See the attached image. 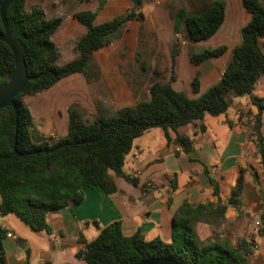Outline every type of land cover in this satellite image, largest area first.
<instances>
[{"label":"crops","instance_id":"1","mask_svg":"<svg viewBox=\"0 0 264 264\" xmlns=\"http://www.w3.org/2000/svg\"><path fill=\"white\" fill-rule=\"evenodd\" d=\"M185 1V6L174 11L170 22L164 18L168 14L157 7V0H142L136 16L111 36L104 47L92 53L82 71L23 99L31 116L32 140L53 143L64 137L72 110L87 125L97 116H114L123 107L147 101L149 87L156 81L168 82L171 74L175 78L172 87L190 91L192 97L184 92L189 98H196L217 83L232 49L241 43L240 30L250 15L241 0H219L225 5L222 25L208 40L188 41L192 52L183 55L178 52L176 38L180 30L185 32L184 26H180L178 33L173 30L177 11L198 13L215 0ZM48 4L54 7L42 3L31 10L40 12L46 21L61 19L52 37L57 48L55 64L59 66L79 57L75 40L86 30L73 19L74 14L95 13L93 23L98 25L122 17L133 8L129 0H50ZM121 33L124 36L119 39ZM114 40L120 44L109 46ZM258 44L264 55V39ZM127 46L131 52L124 58L122 52ZM218 46L227 48L222 56L198 64L191 62L193 54ZM194 79L197 80L195 93L191 87ZM259 92H264V74L253 96L264 97ZM229 99L232 111L228 115L229 108L223 119L219 116L215 127L199 124L203 117L175 132L169 131L170 138L189 139L187 153L178 145L168 146L161 129L154 132L152 128L136 138L125 156L123 176L109 173L116 190L105 194L98 187L84 189V199L79 205L70 203L48 215V231H33L13 214L1 217L6 231L2 239L6 264H85L76 253L84 251L85 245L113 222H119L126 237L139 230L146 241L159 238L169 243L172 219L180 214L182 206L196 207L208 202L219 203L224 210L216 217V209H211L215 217L205 216L194 223L199 239L216 238L221 232L230 231L226 237L230 244L235 245L236 238L252 243L249 264H264V234L258 233L260 226L256 227L264 213V174L259 152L239 119L249 108V98L229 96ZM262 124L264 138L263 116ZM33 131L38 138H34ZM124 176L134 178L136 184L126 181Z\"/></svg>","mask_w":264,"mask_h":264},{"label":"trees","instance_id":"2","mask_svg":"<svg viewBox=\"0 0 264 264\" xmlns=\"http://www.w3.org/2000/svg\"><path fill=\"white\" fill-rule=\"evenodd\" d=\"M3 1L0 0V5ZM26 1L16 0L5 13L13 36L25 47V66L33 79L14 98L18 113L16 140L13 110L10 107L0 109V218L13 214L33 231H48V215L70 203L79 205L84 199V189L98 187L105 194L116 190L109 173L123 176L125 156L136 138L152 128H159L168 146L178 145L187 153L189 139L185 136L170 138L169 131L175 132L205 115H226L232 103L229 96L248 97L254 108L248 139L259 152L264 174V97L253 96L257 82L264 74V55L258 44L264 39V4L258 0H241L250 15L248 23L240 30L241 43L232 49L218 82L196 98L175 90L171 84L175 78L171 74L168 82L156 81L149 87L147 101L123 107L114 116H97L87 125L80 114L72 110L64 137L53 143H36L30 136L31 116L23 97L39 94L61 79L82 71L90 62L92 53L104 47L111 36L136 16L135 11L142 0H129L133 7L131 11L98 25L93 23L95 13L74 14L73 19L86 31L75 44L79 57L60 66L55 64L57 48L52 37L59 29L61 19L44 20L40 12L25 9ZM224 12L225 5L219 0L209 2L198 13L179 9L173 30L178 33L183 25L189 42L208 40L222 25ZM226 50L225 46H218L193 54L190 60L198 64L218 58ZM13 68L12 53L0 41L2 83L6 81V73ZM191 87L194 93L197 92L196 79ZM124 179L136 184L132 177L124 176ZM211 209H216L218 217L223 214L224 206L209 202L196 207L182 206L180 214L172 219L169 243L159 238L146 241L139 230L126 237L121 233L119 222H113L101 229L97 237L85 245L84 251L76 253V257L85 264H137L142 259L162 257L179 264H249L250 241L241 238L232 245L226 238L199 239L194 223L205 216L215 217ZM212 222L216 221L213 219ZM258 233L264 234V213L260 216ZM5 235L0 222V264H6L2 247Z\"/></svg>","mask_w":264,"mask_h":264},{"label":"water","instance_id":"3","mask_svg":"<svg viewBox=\"0 0 264 264\" xmlns=\"http://www.w3.org/2000/svg\"><path fill=\"white\" fill-rule=\"evenodd\" d=\"M16 0H4L0 5V19L3 25V33L0 34V41L4 42L10 49L14 61V68L6 73V81L0 84V109L10 107L14 113V140H16L18 129V113L14 98L20 94L26 84L33 78L27 73L24 62L25 47L21 40L13 36L6 19L7 8ZM17 156L19 154L16 153ZM137 264H179L173 259L148 258L142 259Z\"/></svg>","mask_w":264,"mask_h":264},{"label":"rangeland","instance_id":"4","mask_svg":"<svg viewBox=\"0 0 264 264\" xmlns=\"http://www.w3.org/2000/svg\"><path fill=\"white\" fill-rule=\"evenodd\" d=\"M158 3H157V7L160 8V10H162L164 13H167L168 15L165 14L164 18H167L169 19V21L171 22L172 21V18H173V13L176 9L182 7V6H185V0H157ZM260 3L264 4V0H258ZM48 2H50V0H28L25 2V9L27 11H31V8L34 6V5H40V4H46L48 5L49 7H54V5L52 4H48ZM167 16V17H166ZM180 34L177 36L176 38V41H177V49H178V52L179 54H183V55H187V54H190L192 52V47L191 45H189V42L188 40L186 39V35H185V32L183 30H180ZM124 36V33H121V35L119 36V39H122V37ZM77 37V36H76ZM60 40V37H58V41ZM78 40V38L75 40V43L76 41ZM115 42L109 44V46L111 45H114L115 44H120V41H116L114 40ZM130 46H127L124 50H123V55H124V58L126 55L130 54V49H129ZM160 47V46H159ZM150 47H147V50H150L149 49ZM166 53V51H165ZM164 53V54H165ZM202 53V52H201ZM200 54V53H198ZM123 57H121L122 59ZM1 79H0V84H1ZM185 92V90H184ZM189 97H192L193 95L190 93V91H186L185 92ZM259 96H263L264 95V92H259L258 93ZM32 96V95H31ZM29 96H25L23 97V99L27 98ZM232 111V108H230L229 112H228V115H230ZM252 111H254V109L251 107V105L249 104V108L247 110L244 111V113L240 116V120H241V124L242 126H244L247 131L249 132V124L252 123ZM220 117H212V116H209V115H205L203 120L201 122H199V124H204L206 127H215V123L216 121L219 119ZM225 118V116H221L220 119H223ZM263 122H264V115H263ZM153 130H155L154 132H161L159 128H154ZM219 134V133H218ZM32 135L34 136V138H36L38 136V134L36 133V131H33L32 132ZM221 135V133H220ZM38 138V137H37ZM52 142V141H51ZM126 170V167L125 169ZM257 227V226H256ZM232 230V229H230ZM230 231H225V232H221V234H218V236H214L216 237L215 239H222V238H228V233ZM239 238H236V241H238Z\"/></svg>","mask_w":264,"mask_h":264},{"label":"built area","instance_id":"5","mask_svg":"<svg viewBox=\"0 0 264 264\" xmlns=\"http://www.w3.org/2000/svg\"><path fill=\"white\" fill-rule=\"evenodd\" d=\"M256 226H260V223L259 222H256ZM11 234H7V237H10ZM255 249V247L253 248Z\"/></svg>","mask_w":264,"mask_h":264}]
</instances>
